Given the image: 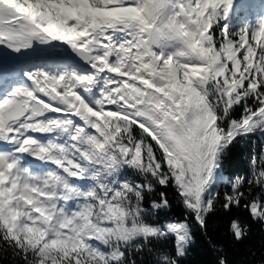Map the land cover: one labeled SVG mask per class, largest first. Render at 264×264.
Returning <instances> with one entry per match:
<instances>
[{"label": "snow or ice", "instance_id": "1", "mask_svg": "<svg viewBox=\"0 0 264 264\" xmlns=\"http://www.w3.org/2000/svg\"><path fill=\"white\" fill-rule=\"evenodd\" d=\"M253 225L264 0H0V264H231Z\"/></svg>", "mask_w": 264, "mask_h": 264}, {"label": "trees", "instance_id": "2", "mask_svg": "<svg viewBox=\"0 0 264 264\" xmlns=\"http://www.w3.org/2000/svg\"><path fill=\"white\" fill-rule=\"evenodd\" d=\"M250 147L251 144L249 143L237 145L230 149L225 161L226 173L240 174L247 170V155ZM257 150H259V142L257 143ZM221 190L223 191V188ZM179 211L180 209L173 204L171 214H178ZM230 215H239L248 219L245 212H238L235 209ZM229 218V216L220 213L210 221L213 234L221 240L225 238V229ZM253 252H255V256H253ZM214 259V254L208 251L198 239L183 264H213ZM229 260L231 264H260L261 261H264V230H261L259 225H253L252 236L249 240L245 241L243 245L229 248Z\"/></svg>", "mask_w": 264, "mask_h": 264}]
</instances>
